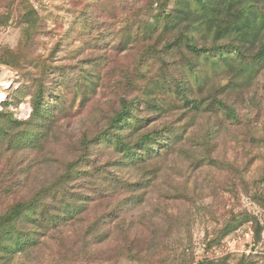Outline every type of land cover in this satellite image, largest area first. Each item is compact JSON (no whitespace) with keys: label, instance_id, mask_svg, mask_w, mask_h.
Returning a JSON list of instances; mask_svg holds the SVG:
<instances>
[{"label":"rangeland","instance_id":"obj_1","mask_svg":"<svg viewBox=\"0 0 264 264\" xmlns=\"http://www.w3.org/2000/svg\"><path fill=\"white\" fill-rule=\"evenodd\" d=\"M2 232L0 264H264V0H0Z\"/></svg>","mask_w":264,"mask_h":264},{"label":"trees","instance_id":"obj_2","mask_svg":"<svg viewBox=\"0 0 264 264\" xmlns=\"http://www.w3.org/2000/svg\"><path fill=\"white\" fill-rule=\"evenodd\" d=\"M232 16H234V14H232V15L229 14L228 16H226V18H230ZM180 39H182V40L185 39L186 47L191 52L192 51L193 52H196L197 51L198 48L196 46H194V45L191 44V40L190 39L185 38V37H182ZM128 116H129L128 109L125 108L124 110H122V112L120 114H118V116H115L114 117V119L112 120V122H111V124L109 126L108 132H111L116 127H119V129L122 130L123 127H124V125H125V121L128 119ZM115 143H116V147H118L119 149H124L125 150V153H126L125 156L126 157L128 155H130L129 154L130 153L129 152V148L126 147V145H128V143L126 144V143L122 142L120 135L117 136V138L115 140ZM134 155H136V154H134ZM23 212H24V207H18V208H15L12 213L15 216H17L18 218H21L23 216ZM2 227L3 226H1V228ZM4 236H5V233L4 232L0 233V241H3V242L7 241L8 238L6 239ZM0 250H1V248H0ZM200 264H218V262L215 263L214 261H206L205 260L204 262H202ZM236 264H250V263L245 258H243L240 261H238Z\"/></svg>","mask_w":264,"mask_h":264}]
</instances>
